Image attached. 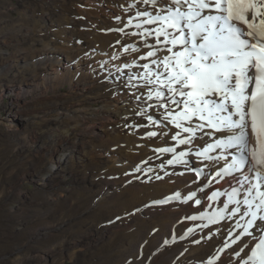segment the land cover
<instances>
[{"label": "bare ground", "instance_id": "bare-ground-1", "mask_svg": "<svg viewBox=\"0 0 264 264\" xmlns=\"http://www.w3.org/2000/svg\"><path fill=\"white\" fill-rule=\"evenodd\" d=\"M41 3L25 0L21 19L0 25V50L6 39L14 38L13 48L19 53L13 59L19 60L13 86L26 97L23 111L34 110L32 117H24L36 127V138L41 137L37 133L41 118L33 117L40 112H65L63 127L53 121L51 133L41 138L40 153L56 152V145L87 135L76 147V156L70 158L78 187L70 190L66 207L62 206L67 212L51 210L56 222L64 223L62 233L67 244L75 247L71 253L77 256L81 254L77 246L91 244L82 252L85 264H203L231 237L234 218L181 239L183 230L193 225L188 216L200 209L191 202L163 199L173 194L184 197L200 185L191 175L190 166L222 165L209 160L198 162L193 154L225 134L204 129L209 135L198 131L190 143L180 144L179 139H187L189 134L163 119L166 113L158 107L160 101L148 99L154 85L145 79L148 72L142 65L155 57L146 61L138 57L152 49L149 46L156 40L141 14L156 15L168 0L155 6L152 0ZM11 34L13 38L7 37ZM165 54L158 52V56ZM5 60L7 57L1 55L0 61ZM150 69L155 71V66L151 64ZM64 84L67 87L62 91ZM26 92L28 96H24ZM148 116L156 122H150ZM149 132L157 135L149 136ZM164 145L190 155L191 163L164 165L173 157L160 152ZM248 146L254 148L250 130ZM53 155L50 161H54ZM74 160L79 163L73 164ZM82 178L89 184L87 188ZM216 187L223 188V183ZM199 238L202 242L196 243ZM244 242L248 247L240 251ZM252 242L250 237L241 240L213 264H236Z\"/></svg>", "mask_w": 264, "mask_h": 264}, {"label": "snow or ice", "instance_id": "snow-or-ice-1", "mask_svg": "<svg viewBox=\"0 0 264 264\" xmlns=\"http://www.w3.org/2000/svg\"><path fill=\"white\" fill-rule=\"evenodd\" d=\"M160 2L152 0L154 6ZM141 15L147 17L146 24L157 25L150 32L156 44L149 46L153 50L146 57H141H155L151 61L154 72L149 64L142 65L148 72L145 79L154 85L148 99L155 97L160 101L158 107L166 113L163 119L189 134L187 139H179L180 144L190 143L204 129L225 134L200 153L201 156L213 149L225 155L229 149L238 150L239 155H232L231 163L223 169V175L241 172L243 180L237 178V182L247 193L242 201H235L243 204L244 211L232 210L233 215L247 218L233 243L243 236L258 239L251 254L245 253L248 259L243 264H264V214H259L264 213V190H261L264 188L261 175L264 170V0H168L156 15L147 12ZM160 45L164 47L161 49ZM161 50L166 53L163 57L158 56ZM148 120L156 122L152 116ZM249 128L256 141L251 149ZM217 175L223 178L221 173ZM251 179L256 182L250 183ZM238 194L233 188L229 202ZM218 195L213 193L210 199ZM209 220L214 222L212 218ZM247 247L244 242L240 251Z\"/></svg>", "mask_w": 264, "mask_h": 264}, {"label": "rangeland", "instance_id": "rangeland-1", "mask_svg": "<svg viewBox=\"0 0 264 264\" xmlns=\"http://www.w3.org/2000/svg\"><path fill=\"white\" fill-rule=\"evenodd\" d=\"M23 1L0 0V25L21 19L19 15L25 12ZM39 3L42 4L41 0ZM7 37L13 38V35ZM12 43H15L14 38L6 39L0 50V54L8 59L0 61V264H85L82 252L91 248V244L86 248L77 246L81 254H72L75 247L67 244L62 233L64 223L56 222L51 210L58 208L57 211L67 212L64 203L71 191L78 187L70 158L76 156V147L87 135H78L67 143L56 145V152L40 153L41 142L51 133L52 122L63 127L65 112H50L44 116L40 112L33 117H37L36 120L41 118L37 132L41 137L36 138V127L24 117H32L34 110L33 113L28 111L30 108L23 111L26 97H21L22 93L18 94L13 86L19 60L13 58L19 52ZM66 87L64 84L61 90ZM52 155L54 161H50ZM76 163L78 160L73 161ZM82 182L83 187L89 186L83 178Z\"/></svg>", "mask_w": 264, "mask_h": 264}]
</instances>
